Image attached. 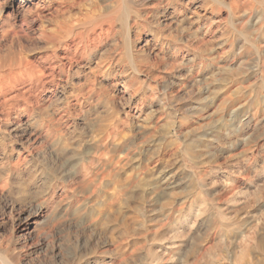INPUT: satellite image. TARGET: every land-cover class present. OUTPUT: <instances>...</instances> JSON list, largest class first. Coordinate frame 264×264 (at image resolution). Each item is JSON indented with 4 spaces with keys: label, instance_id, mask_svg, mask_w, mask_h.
Masks as SVG:
<instances>
[{
    "label": "bare ground",
    "instance_id": "6f19581e",
    "mask_svg": "<svg viewBox=\"0 0 264 264\" xmlns=\"http://www.w3.org/2000/svg\"><path fill=\"white\" fill-rule=\"evenodd\" d=\"M35 1L37 4L33 3L34 5L30 6L32 0H0V153L3 155V158L0 157V170L5 172V175L0 178L2 179L0 192L3 193L6 190L11 178L22 175L24 167L32 166L33 150L29 145L31 143L34 151L36 147L34 142L42 144L43 149V146L48 148L50 157L53 156L57 162L55 168L57 171L54 169L48 189L44 188L46 191L41 189L44 190V193H41L42 196H35V198L31 196L26 207L20 206V203L19 206H12L13 209L16 206L17 213L13 216L11 233L3 234L1 232L5 220L0 219V264H264V192L260 191L261 196L252 207L250 205L253 202L250 203L249 198L243 197L245 193L242 188L244 179L247 177L245 175L249 172L248 167L242 168L245 166L243 165L236 167L237 170H229V172L217 168V165V167L211 166L208 169L193 172L194 177L190 178V183L188 181L189 186L188 183H185L187 187H190V190H187L188 192L185 190L186 195L181 199L182 202L177 204V201H172L164 206L166 211L165 229L147 230L142 238V244L140 242L132 245L131 222L128 223L124 219V214H126V212L124 213V203L128 199L126 198L127 190L129 192V188L138 186L140 184L138 180H143L142 178L145 177L143 174V176H138V180H135L131 176L128 177L126 173L128 178L124 176L126 179H123L126 182L123 184L120 181L122 178L120 174L125 169L123 166L130 160V156L135 153L132 151L133 145L136 147L135 144H143L148 141V135L151 132L149 130L148 134V129L146 130L141 122L143 125H138V132L135 133L133 130V136L129 137L128 134L133 131L128 132L129 129H127V134L125 125L128 121H121V117H118L121 115L120 112L114 118V114H112L111 120L108 121L109 124L106 123L105 127H101V132L97 130L100 128L98 127L96 129L98 135L93 133L94 139L91 136L92 138L89 137V140L87 137H79V134H76V138L73 136L75 126L72 121L75 112L79 111L80 113L88 103L92 104L94 100L99 101L98 99L104 98V91L108 93L102 89L104 85L97 79V72L90 69V72L86 73L85 66L89 58L94 57L96 52L101 50L110 39L113 40L118 33L121 39L120 37V40L114 39L116 41L113 43L115 47L121 44L123 50L117 53V58L112 56L111 52L107 56L109 50L106 46L108 51L107 53L103 51V55L106 56L107 60L105 59V61H108V65L105 62L107 66L104 65L106 67L100 72L112 75L115 81L112 79L114 83L111 86L115 85V89L118 84H122L125 92H131V97L128 96L130 98H126V102L123 100L125 104L121 103L124 105L123 109L129 120L146 111L144 102L147 100L151 102L155 96L157 97L153 92L152 94L144 91L141 93V87L147 85L154 91L152 85L159 84L161 83L159 81L164 79V76L158 75L159 73L154 74L156 78H160L159 81L153 77L152 69L155 70L157 67L151 61V54L154 53L163 52L164 54L161 56L165 57L164 62L168 67L169 74L166 73L165 76L169 77L171 82L169 81L170 85L168 84L162 90L166 97L167 95L172 97V91L175 88L173 86L176 84L180 86L188 81L187 77L184 82L183 73L188 74L190 82L192 80L194 83L193 86L197 85L196 87H198L204 82V80L202 82L204 75L209 74L208 72H211L212 69L218 70L219 68L223 71L233 64H238L242 69L245 68V74H242L244 80L250 82L255 77V81L253 79V83H249L251 84L249 87L251 89L259 88L261 92V88L264 87V0H147L146 4L141 2L145 0H116L115 6L110 8L111 10L107 14H99L93 18L81 16L74 21H65L59 26H49L47 23L45 25L43 23L41 27L38 26V28L40 27L38 39L46 43L49 51L44 56L27 52L30 49L28 48L26 51V46L25 48L20 46L22 48L17 50L13 47L14 45L10 44L7 47L3 43L7 48L2 47V41H8L12 35L9 30L12 26L11 16L20 17L22 13L25 16L24 13L29 12L41 19V15L44 13L40 6L46 8V0ZM57 4L60 7V14L71 11L74 6L68 0L58 1ZM34 16L32 15L33 18ZM25 17L21 18L24 23L27 22ZM216 32H220L222 52L225 56L232 55V65L227 56L221 59L225 64H219L215 60V56L212 55L216 50L208 47ZM142 43L144 44L142 45ZM143 46L146 48L144 52L141 50ZM121 62L128 68L118 71L114 66ZM101 64H104V60L97 62L95 67L100 69ZM185 64L188 65L187 68L184 67ZM226 73L228 76V72ZM75 75L79 77V82L75 81L79 84L77 86L72 81ZM162 83L164 84V82ZM204 85L206 88L210 87V83ZM67 87H71V89L68 91ZM180 87L178 88L180 89ZM198 88L197 92H199ZM209 90L210 88L208 93ZM203 91L201 89V92ZM111 95L109 97L110 102L113 103L111 106L115 111H118L119 107L115 104L118 94ZM139 95L140 97L133 104L132 99ZM120 96L122 97L121 94ZM57 100H61L60 103ZM252 100L249 101L252 103ZM256 103L259 104V100ZM249 104L248 106L251 107ZM111 106L109 107L111 108ZM262 106L264 108V105ZM260 107L256 108L257 110L255 109L256 111L248 115L244 121L240 118V113L236 117L233 115L235 122L231 124V127L239 124L238 130L240 127L243 128L242 124L244 123L251 121L261 123L258 114ZM231 108L230 106L228 110ZM120 109L119 111H123ZM137 111H139L138 114H136ZM110 113L106 114L111 115ZM143 118L145 117L143 116ZM84 121L86 120L84 119ZM149 124L147 123V126ZM79 129L81 131L80 127ZM13 133H18L22 137L20 140L21 149H17L12 143L14 138L11 134ZM216 136L218 137V134ZM135 139H139V141L136 143ZM215 140L217 141V139ZM140 141L141 143H139ZM162 141L164 142V140ZM188 142H186L187 145L183 142L186 145V149L183 148V150L186 152L188 161L195 164L194 157L197 154L198 145ZM139 149L145 150L146 148L140 145ZM141 152L143 151L139 153L141 154ZM139 153H136V156ZM149 157H153V155H149ZM143 160L145 161V159ZM149 160L151 159L149 158ZM186 163L188 162L186 161ZM183 164L185 165V163ZM57 172L60 175H57ZM146 174L145 176H147ZM134 176H136L135 173ZM151 177L146 178L151 179ZM156 178V180H151V184L147 181L150 189L147 192L144 189L145 197H141L149 204L156 203L159 199L163 200L166 190H170L176 182L174 174L167 176L166 173L164 176ZM12 181L14 180L12 179ZM31 181H29L30 184ZM21 184L23 185V183ZM107 184L112 186L108 185L109 188H112L111 191H106L105 185ZM13 186L14 183L8 187V190L10 191ZM140 186L142 187V185ZM135 189L138 190L137 187ZM22 196L25 197L24 194ZM18 198L22 197L19 195ZM22 201L24 200L22 199ZM140 211L142 212L141 209ZM138 217L136 215L134 218L138 219ZM133 224L135 225V223ZM202 227H204L205 235L196 238V234L200 233ZM17 230H21L18 235L15 234ZM53 240H57L58 243L50 249L48 241L53 242Z\"/></svg>",
    "mask_w": 264,
    "mask_h": 264
},
{
    "label": "rangeland",
    "instance_id": "374dc122",
    "mask_svg": "<svg viewBox=\"0 0 264 264\" xmlns=\"http://www.w3.org/2000/svg\"><path fill=\"white\" fill-rule=\"evenodd\" d=\"M58 1H62V0H46L45 1L46 2V8H43L42 5L40 6L41 9L43 10L42 13H44V14L41 15V19L37 18L36 16H34L35 15L34 13L31 14L29 12H27L28 14L26 12L24 13L25 16L27 15L26 17L23 16V13L21 14L20 17L19 16H11L12 18L10 19V23L12 24V26H10L9 30L11 31L12 35H10L11 37H9L8 41H6V42L2 41V47H4L6 49L11 44L12 46L14 45L13 47H15L17 50H20L22 48L20 46H24V48L26 46L27 47V48H25L26 51L28 50V48L30 49L27 52H31V53H34L36 55L40 54V55L44 56V55L47 54L46 52H49L47 50V45H46L45 42L39 40L38 36H37L38 32H39L38 29L41 26H43L42 25L43 23H44V25L47 23V25H49V26H55V25L59 26L61 23L65 22V21H71V20L74 21V20L78 19L81 16L88 17V18H93V17H95V16H97L99 14H103V15L107 14L108 11H110L112 9V7L115 6V4H116V0H68V2H71V3L74 4L73 8L71 9V11H68V12H65V13L61 12L62 14H60V12H59L60 7L57 4ZM146 1L147 0L141 1V2L146 4V3H148ZM33 3L35 5L37 4V2L35 0H32V3L29 4V5L33 6L34 5ZM6 12L8 13V11H6ZM7 13H5V14H7ZM32 15L34 16V18L32 17ZM22 16L27 18V22L24 23L22 21V19H21V18H23ZM29 18H30V20H29ZM50 23H52V24L50 25ZM27 24H28V26H27ZM38 26H40V27L38 28ZM173 33H176V32H173ZM13 36H14L15 39L12 38ZM114 37L115 38H113V40L110 39L108 42H106L105 45L101 48V50L97 51L95 56L89 58V60L86 63L85 72L89 73L90 69H92V70L94 69L95 72H97L96 75L98 76L97 79L99 80V82L101 84L103 83L102 85H104V86L108 83L107 86L108 85L109 86H108V88H107V86H105L106 89H105L104 86L100 85V86L103 87L102 89L106 90L108 93H106L104 91L105 94H103L104 98H101L102 100L101 99H98L99 101L94 100V102H92V104H91V102L88 103V105L85 106V109L82 112H80V113H79V111L75 112V116L73 114V116L75 117V118L72 117L73 126H75L73 136L76 138L77 135L79 134V137L80 136L81 137H87V139H89V137L92 138L91 136H93L92 139H94V137H95L94 135H96V136L98 135L97 130L101 132L102 128L107 125L106 123H108V121L111 120L112 114H114L113 115V118H114V116L115 117L118 116L119 115L118 113H120V112H121L120 113L121 115L118 116V117H121V121L123 120V122H125V120H126L131 125L134 124L133 125L134 127H133V126H131V125H129L127 123V125H125L126 132H127V129H129L128 132L133 131V130L135 131V133L138 132V128L137 127H138V125H140L142 123L144 124V127L146 128V130L148 129L147 132L150 130L151 133L149 134V132H148V134H149L148 135V141L144 142L143 143L144 145L143 144H135L136 147H134V145H133L134 149L132 151L133 152L135 151V153L133 155H131L132 157L130 156V158H129L130 160H128V163L125 164L126 166L125 165L123 166L125 168V169L122 170L123 173L121 172V174H120V177H122V178H120V181H122L123 184H124V182H126V180H125L126 178L124 176L127 177V174H128V177L131 176V178H133V179L135 178V180H138L137 179L138 176H143V174H144V177H145V178H142L143 180L140 179L141 181L138 180L140 182L139 185L137 184L138 186H132L131 187L132 189L129 188L131 190V191L129 190L130 193L127 190V195H129V196L126 195V198H128L129 201H128V199H126V202H125L126 205L124 203V206H125L124 207V210H125L124 213L126 212V214H124V219L128 223L131 222L130 223V227H131V232H130V234H131V236H130L131 244L134 245L135 243H140V242L142 244V242H143L142 238H143L144 234L147 232V230H151L152 231V229L155 230V228L157 230L165 229L166 225L164 223H165V219H166V211L164 210V206L168 205L169 202L171 203L172 201H174V202L177 201L176 202L177 204H180L182 202L181 199L184 197V195H186V192H188L190 190L189 189L190 187H187V185L189 186L190 178L193 176L192 173L193 172L196 173L200 169H205V168L208 169L211 166L217 167V165H218L217 168H222V169H224L226 171L227 170L228 171L229 170L230 171H235V169L236 170L238 169L236 167H242L243 165H245L242 168H247V167L249 168V172L247 173L249 176L247 174L245 175V177L246 176L247 177L244 179V183H243L242 191H243V193H245V194H243V197L245 196L246 197V198L244 197L245 199L249 198L248 200L250 201V203H251V201L253 202L250 205L251 207L253 205H255L256 202L259 200L258 197L261 196V192H264V191H262V190H264V164H263L264 163V148H263L264 147V110H263L264 108L262 106V105H264V100H263L264 98H262V97H264V87L261 88V92H260L259 88H255V89L252 88L251 89L249 86L253 83L252 82L253 79L255 81V77H253L252 81L250 80V82H249V80H244V76H242V74L243 73L245 74V72H244L245 68L242 69V68H240V66H238V64H233V66L226 68L227 70L223 69V71H222V69L218 68V70H217L215 68L216 70L212 69L214 72L211 70V72L210 71L208 72L209 74L204 75V78L202 79V82L204 80V82H203L204 84H207V83L209 84L210 83V87H208V88H206V86L203 83H202L203 86H202V84H201V86L199 85L202 88H200L199 86H198L199 88L196 87L197 85L193 86L194 83L192 82V80H191V82L189 80L190 76H187L188 74L183 73L182 78L184 77L183 78L184 82H185V80H187V77H188V81L185 82L186 84L185 83L184 84H180V86L182 85V87H180L179 84L178 85L176 84V86H173L175 88H173L172 92L174 94L172 93V97H170V95H167V97H166V95H164V91L162 92V90H164L165 86H167L168 84L170 85V82H171L170 78L165 76L166 73L169 74V71L167 70L168 67H167V65H165V62H164L165 61V59H164L165 57L161 56L164 53L163 52L154 53V54H151V57H152L151 61L157 67H155V70H154V68L152 69L153 70L152 71L153 72L152 73L153 77L156 78V75L158 73H159L158 75L164 76V79H162V81H159L160 78L159 79L156 78V80H158L161 83L164 82L165 85L163 83L162 84L161 83H159V84L157 83L155 85L153 84L152 86L154 87V91H152L150 88H148L147 85H143L141 87V93L144 91V92H147L148 94H152V92H153L154 94L157 95V97L155 96V98L151 101L153 103V105L150 102V100H147L146 102H144L143 105H144V108H146L145 110L147 111V113H146V111H144L143 113H141V114H144V115H141L139 113V111H137L136 114L139 113L138 116L136 115V117L134 116V117L130 118V120H129V118L126 117V113H125V111L123 109V106H124L123 104H125V102H126L125 100H127V99H129L131 97L130 96V95H132L131 92L130 91L125 92L124 88L122 87L123 86L122 84H118V86L115 89V85L111 86V84H113L114 81H115L113 79L112 75H110V73L107 74V72L106 73L102 72V71L100 72V70H104V68L108 65V61H105L106 56L103 55V51H105L107 53V51L109 50L107 54L105 52L104 53L108 56V54L111 52L112 56L117 58V56H116V55H118L117 53L120 52V50L121 51L123 50V49H121L122 48L121 44L118 47H115V45H114L116 40H120L121 39L120 34L118 33ZM119 37H120V39H119ZM114 39H116V40H114ZM11 40H12V43H11ZM111 42H112V44H111ZM3 43L5 45H7V47ZM20 44H23V45H20ZM143 44L144 43H142V45ZM106 46H107L108 50L106 49ZM208 47H209V49L214 48L216 50V52H214L212 55L215 56V60H217V62H219V64L222 65V63H223V65H224L225 62H222L223 60H221V59L226 57L227 55L225 56V54L221 50V46H220V32H216V35H215L214 39H212V42L209 44ZM109 48H111L112 50L109 49ZM115 48H117V49H115ZM145 49H146L145 46H143L141 48V50L143 52L146 51ZM117 50H119V51H117ZM100 51H102V52H100ZM115 51H117V52H115ZM100 54H102V55H100ZM113 54H115V55H113ZM156 54H157V56H156ZM101 56L103 57V59H102ZM227 57L229 59L228 61L232 65V62H231L233 60L232 59V55H228ZM140 58H142V57H140ZM96 60H98L97 62H99L100 60H104V64L103 65L101 64L100 69H97L95 67L96 63H97ZM168 60H171V59H168ZM218 60H220V61H218ZM105 62H107V65L105 64ZM122 63L123 62L115 64L114 68L116 70H118V71H121V69H127L128 68L127 65L124 64V63L122 64ZM104 65H106V66H104ZM185 65H184V67L187 68L188 65H186V66ZM119 66H120V68H119ZM219 70H220V72H219ZM98 72H100V73H98ZM226 72H228L229 78H228V76H226L227 75ZM160 73L161 74L163 73V74L161 75ZM219 73L220 74L222 73V74L220 75ZM239 73H241V74H239ZM154 74H156V75H154ZM224 75H225V77H224ZM231 76H233V77H231ZM205 77H207L206 78V80H207L206 82H205ZM213 79H216V80H213ZM217 79H219V80L221 79L222 82H220L221 80L219 81ZM239 79H241V80L239 81ZM77 80L79 82V77H77V75H75V77H73L72 81L74 83ZM165 80H166V83H165ZM243 80H244V82H243ZM78 82L74 83V84H76L75 86H77ZM119 82H121V81H119ZM187 82H188V85H187ZM249 83H251V84H249ZM178 87H180V89ZM67 88H68L67 89L68 91L71 89V87H67ZM197 88H198L199 92H197ZM209 88H210L211 91L209 90V93H208V89ZM201 89H202V91L204 90L205 92L204 91L201 92ZM115 90H117V91H115ZM206 90H207V92H206ZM109 91H110V93H109ZM111 93H112V95H114V94L117 95L118 94V96H117L118 98L116 99L115 104L119 107V109L122 107L120 110H123V111H119L118 107H117L118 111H115L112 108L111 105L113 103L110 102L111 100L109 99ZM199 93H200V95H199ZM120 94L122 95V97L120 96ZM163 95H164V97H163ZM258 95H259V97H258ZM128 96H130V97L128 98ZM139 97H140V95L139 96H135L132 99L133 104L138 100ZM168 97L171 99V101H170V99ZM121 98H122V100H121ZM252 98H253V100H252ZM249 100L250 101L252 100L253 104ZM258 100H259V104H261L260 105L261 107L258 106L259 105L258 103H256V102H258ZM58 101L60 103L61 100H57V102ZM108 102H109V104H107ZM122 102H124V103L121 104ZM205 103H206V105H204ZM248 104L251 105V107L248 106ZM256 104H258V105H256ZM253 105H256L257 107L256 106L254 107ZM109 106H111V108ZM201 106L202 107L205 106V107H203L205 110ZM230 106L233 109H235V110H233L231 108V110L235 111V112H232L231 110H228L230 108ZM244 107H246V109H244ZM248 107L251 108L252 110L251 109L249 110ZM258 107H260L258 109L259 110L258 114H259L261 123H256L255 121H251V122L246 123V124L244 123V124H242L243 128L240 127L241 131H240V129L237 130V128H239L238 127L239 124L237 126L233 125L231 127V124H233V122H235V117L238 116L239 113H240V118H242L243 121H244L245 118H247L248 115H250L253 112H255L257 110L256 108H258ZM149 109H151L153 111L155 109V111L154 112L152 111L151 113H149L151 111ZM243 109L247 110V111H244ZM253 109H254V111H253ZM106 110L113 111L114 113H112V112L110 113V111H106ZM108 112L111 115L106 114ZM245 112H247V113H245ZM77 113H79V114H77ZM96 114H97V116H96ZM76 115H79V116H76ZM241 115H242V117H241ZM107 116H108V118H107ZM143 116L145 118H143ZM84 119L86 121H84ZM131 119H132V122H131ZM145 119L147 120V122H146ZM242 119H240V120H242ZM133 122H135V123H133ZM138 122H139V124H138ZM149 122H150V124H149ZM236 122H238L237 119H236ZM147 123L150 125V126L148 125L150 128L147 126ZM77 126H79L81 128L82 132L80 131L79 127H77ZM92 127H94V128H92ZM98 127H100V128H98ZM130 127H132V128L130 129ZM83 130H85V131H83ZM91 131H93V132L91 133ZM134 131L130 132L129 134L127 132L128 136L129 137L133 136ZM77 132H79V133H77ZM84 132H86L88 134L85 133L86 134L85 135ZM95 132H96V134H95ZM93 133H94V135H93ZM216 133L218 134V137L216 136L217 135ZM16 135H17V137H16ZM214 135H215V137H214ZM11 136H13V138H14V139L12 138L13 139L12 143L14 144V146L17 149L18 148L21 149V141L20 140L22 139V137L19 136L18 133H13V134H11ZM178 136H180V137H178ZM18 137H19V139H18ZM210 138H212V139L210 140ZM187 139L189 140V142H188ZM215 139H217V141ZM140 140H142V139H140ZM146 140H147V138H146ZM162 140H164V142ZM185 140L189 144H190L191 140H193L191 142V144L192 145H198V149L197 150L200 151V152L202 151L201 153L196 151L197 154L194 157L195 158V162H194L195 164H191L188 161V157H186L187 156L186 152L183 150V148L186 149V145H187ZM135 141L137 143L139 141V139L138 140L135 139ZM183 142L186 143V145L183 144ZM8 143H10V142H8ZM37 143L40 146L39 145L37 146ZM37 143L34 142V144L36 145L35 151H34V148L32 147L33 144L32 143H31L32 145L29 144L31 146L32 150H33L32 151L33 152V157L31 158L32 166L30 165V167H24L23 171H22L23 172L22 175H20L18 177L14 176L13 178H11L9 180V185L12 186L13 183H14V186L12 187L13 190L11 189L9 191L8 187H11V186L8 185L6 190L3 191V193L0 192V219H4L5 220V224H4L3 228H1V232L3 234L4 233L5 234H9V233L12 232V225H13V221H14L13 220V216H14V214L17 213L16 206H15V209H13L12 206H14V205L19 206L20 204H21L20 206H22V207L28 206V203H27V202H29L28 199L31 196L34 197V198H35V196L36 197L37 196L38 197L42 196L41 193H44V190L48 189V186L51 183L50 181H52V179H50V178H51L52 174L54 173V169L57 166V162H55V159L53 158V156L50 157L51 156L50 155V151H48V148L46 146H43L44 149L46 150L45 151L42 148V146H41L42 144H40L39 142H37ZM139 143H141V141ZM138 145H139V147H138ZM140 145L144 146V148H146V149L145 150L144 149L140 150L139 149ZM199 145H201L202 148L199 147ZM163 147H164V150H163ZM41 148H42V150H41ZM135 148L138 149V150H136ZM201 149H203V150H201ZM38 150L39 151L41 150L42 152L40 151V153H39ZM139 150L143 151V152L146 151L145 152L146 155L143 154V152H141V154H140ZM136 151H138V152H136ZM159 152H160V154H159ZM162 152H164V153H162ZM136 153H139V154H137V156H136ZM36 154H37L38 157L36 156ZM138 155L139 156L141 155L142 157L141 156L139 157ZM149 155L150 156L153 155V157H149ZM157 155L160 156V157H158ZM197 155L200 156V157H198ZM261 155H263V156H261ZM44 156H46V157H44ZM0 157L3 158V155H1V153H0ZM133 157H135V158H133ZM148 157L151 160H149ZM43 158H44V160L47 159L48 161L45 162L43 160ZM41 159H42V162H41ZM143 159H145L146 162ZM147 159H148V161H147ZM212 159L213 160L215 159V161L213 162ZM250 159H251V161H250ZM185 160L188 163H190V164L186 163ZM0 161H1V158H0ZM37 161H39L40 163L37 162ZM182 161H183V163H185V165L182 163ZM236 162H237V164H235ZM247 162H248V165H246ZM251 163L254 164V165H252ZM143 164L146 165V168L149 165V167L147 168L149 170H147L145 168V165L143 166ZM43 166H45V167H43ZM185 166L186 167L189 166L190 168L189 167L186 168ZM42 167H43V169H42ZM142 168H145V169H142ZM250 168H251V170H250ZM141 169H142V171H141ZM169 170L172 171V172L170 173ZM0 171H1V173H0L1 177L0 178H2V176L5 175V172H3L2 170H0ZM30 171H31V173H30ZM55 171H57V170L55 169ZM124 171H125V173H124ZM138 171H141V172L139 173ZM161 171H164V172H161ZM173 171L174 172L178 171V172L174 173ZM146 172H147V174H146ZM134 173H135L136 176H134ZM149 173H151L153 176L155 175V177H154L155 179L153 178V176L152 177L149 176V175H151ZM166 173H167V176L168 175L172 176L174 174V177L176 179V182H175L176 184L174 183V186H172L170 188V190L169 189L166 190V193H165L166 196L163 197V200L161 199V201H160V199H159L156 203L152 202L150 204L147 203L146 201L142 200L141 197L142 198L145 197L144 193H146L150 189L149 183L151 184V182L153 180H156L157 176H159V177L160 176H164ZM145 174L147 176H145ZM57 175H60V174H58V172H57ZM146 177L147 178L151 177V179L150 178L147 179ZM123 178H125V179H123ZM12 179L14 181H12ZM42 179H44V180H42ZM19 180H21V181H19ZM123 180H125V181H123ZM18 181H19V184H18ZM29 181H31V184H30ZM42 181H44V182H42ZM188 181H189V183H188ZM0 182H2V179H0ZM16 182H17V184H15ZM21 183H23V185ZM185 183L186 184L188 183V184L186 185ZM34 184H35V186H33ZM45 184H46V186H44ZM108 185L109 184L105 185V187H107V190H106L105 187L104 188H105L106 191H111L112 188H109V186L110 187H112V186L111 185L108 186ZM140 185H142V187ZM32 187H33V189H32ZM135 187H137L139 191L137 189H135ZM133 188H134V190H133ZM41 189H44V190H41ZM144 189H145L146 192L145 191L143 192ZM140 190H142V191H140ZM185 190H186V192H185ZM20 191L23 192V193H21ZM38 191L40 192V194H39ZM9 192H11V193H9ZM32 192H33V194H32ZM18 193L22 197L21 199L18 198L19 197ZM14 194L17 196V199H16V196ZM22 194H24L25 197H23ZM143 194H144V196H143ZM168 195H169V197H168ZM26 197H27V199H26ZM22 199L24 201H22ZM138 199H140V200H138ZM25 201H26V203H25ZM161 202H162V204H161ZM127 203H129V204H127ZM137 203H139V204H137ZM155 205H157V206H155ZM150 207H151V209H150ZM140 209L142 210V212L140 211ZM163 210H164L165 214H164V212H162ZM135 214L137 215V217L142 215V214L143 215L141 217H138V219H137V218H134V217H136ZM164 217H165V219H164ZM143 218H144V220H143ZM133 219L135 220L134 222H133ZM162 219H163V222H162ZM143 221H145V224H143ZM132 222L135 223V225ZM143 225H145V226H143ZM144 227H147V228H144ZM20 233H21V230H17L15 232L16 235H18ZM204 233H205V230H204V227H202L201 230H200V233L199 232L197 233V234H200V235L196 234V238H198L199 236L201 237V236L205 235ZM48 242H49V245H50L49 246L50 249L53 248L54 244L57 245V243H58L57 240H55V241L53 240V242L52 241H48Z\"/></svg>",
    "mask_w": 264,
    "mask_h": 264
}]
</instances>
